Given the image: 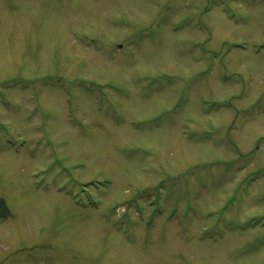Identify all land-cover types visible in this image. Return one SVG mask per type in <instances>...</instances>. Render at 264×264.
I'll return each mask as SVG.
<instances>
[{"label":"rangeland","instance_id":"1","mask_svg":"<svg viewBox=\"0 0 264 264\" xmlns=\"http://www.w3.org/2000/svg\"><path fill=\"white\" fill-rule=\"evenodd\" d=\"M0 264H264V0H0Z\"/></svg>","mask_w":264,"mask_h":264},{"label":"water","instance_id":"2","mask_svg":"<svg viewBox=\"0 0 264 264\" xmlns=\"http://www.w3.org/2000/svg\"><path fill=\"white\" fill-rule=\"evenodd\" d=\"M10 216V211L6 206V203L4 200H0V218L1 219H7Z\"/></svg>","mask_w":264,"mask_h":264}]
</instances>
